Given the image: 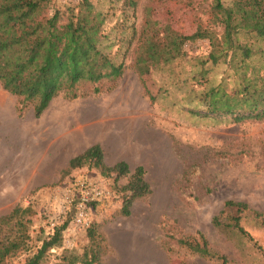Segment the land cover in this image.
<instances>
[{
  "label": "rangeland",
  "instance_id": "1",
  "mask_svg": "<svg viewBox=\"0 0 264 264\" xmlns=\"http://www.w3.org/2000/svg\"><path fill=\"white\" fill-rule=\"evenodd\" d=\"M89 1L105 18L103 48L126 65L115 88L105 82L96 92L95 85L84 83L78 97L61 94L37 117L33 105L0 81V218L18 206L34 210L26 216L28 247L6 264H26L66 222L61 247L53 248L44 264L82 255L94 224L102 234V264H264V119L204 116L203 97L211 88L238 87L239 63L209 60V38L188 40L184 55L172 63H164L154 46L148 47L147 62H137L138 38L148 21L190 36L201 23L209 24L213 0H136L134 9L124 0ZM82 2L54 0L52 11L68 16L79 12ZM215 29L220 36L222 28ZM240 39L264 48L256 36ZM18 56L3 51L0 67L11 70ZM254 64L260 68L264 59L256 56ZM94 144H101L110 166L127 161L132 171L145 167L153 191L135 201L131 215L122 213L129 177H107L90 164L70 169L71 159ZM84 183L102 195L90 201L87 223H80ZM229 200L246 202L251 210L239 214L226 207ZM235 216H241L247 235L233 227ZM200 233L227 262L180 244Z\"/></svg>",
  "mask_w": 264,
  "mask_h": 264
},
{
  "label": "trees",
  "instance_id": "2",
  "mask_svg": "<svg viewBox=\"0 0 264 264\" xmlns=\"http://www.w3.org/2000/svg\"><path fill=\"white\" fill-rule=\"evenodd\" d=\"M53 2L0 0V54L12 50L19 55L11 70L0 67V81L5 90L18 96L26 105H33L37 117L61 94L78 97L79 86L84 83L95 85L96 92L102 91L105 82L115 88L126 69L124 61H116L103 48L105 18L89 0H83L79 12L68 16L60 10L52 11ZM124 3L129 8L137 7L136 0H124ZM208 22L207 26L201 23L196 33L186 36L173 29L162 31L148 21L138 38L137 62H147L150 59L148 47L154 46L162 54L164 63H172L184 55V44L188 40L209 38L213 46L209 60L218 63L223 59L232 66L238 62L243 72L233 92L222 86L210 89L203 97L206 103L204 116L233 117L238 122L264 119V65L257 68L254 64V57L264 59V48L240 39L241 35L247 34L264 41V0H233L231 5H226L223 0H213ZM216 27L222 28L220 36ZM86 164L100 169L107 177H129L128 184L123 187L122 213L126 216L131 215L136 200L153 191L144 166L132 171L127 161L108 165L101 144H94L71 159L69 167L75 169ZM226 207L237 209L239 214L251 210L243 201L229 200ZM33 213L31 206H18L0 218V264H6L9 258L28 247L31 219L26 216ZM255 213L256 217H263L262 213ZM232 219L233 227L247 235L241 216ZM215 224H222L219 218L215 219ZM67 226V222L56 226L37 253L27 258L26 264H44L47 254L53 248L61 247ZM88 235L91 244L84 253L65 255L61 264H102L104 245L99 242L102 236L99 226L90 227ZM180 244L204 258L228 261L226 256L211 248L202 233L181 239Z\"/></svg>",
  "mask_w": 264,
  "mask_h": 264
},
{
  "label": "built area",
  "instance_id": "3",
  "mask_svg": "<svg viewBox=\"0 0 264 264\" xmlns=\"http://www.w3.org/2000/svg\"><path fill=\"white\" fill-rule=\"evenodd\" d=\"M82 187L84 188L82 191L86 190L87 192L81 197L80 201V212L78 214V221L80 223H87L86 221V213L85 208L92 200H100L102 193L97 187H94L92 184H82Z\"/></svg>",
  "mask_w": 264,
  "mask_h": 264
}]
</instances>
